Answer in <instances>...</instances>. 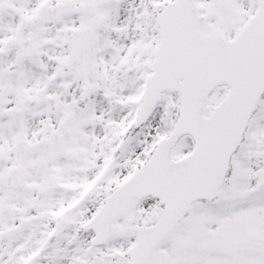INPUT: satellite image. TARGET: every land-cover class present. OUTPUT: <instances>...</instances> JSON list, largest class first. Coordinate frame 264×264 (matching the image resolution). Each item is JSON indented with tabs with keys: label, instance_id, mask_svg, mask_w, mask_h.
Returning a JSON list of instances; mask_svg holds the SVG:
<instances>
[{
	"label": "snow or ice",
	"instance_id": "6c2138e0",
	"mask_svg": "<svg viewBox=\"0 0 264 264\" xmlns=\"http://www.w3.org/2000/svg\"><path fill=\"white\" fill-rule=\"evenodd\" d=\"M0 264H264V0H0Z\"/></svg>",
	"mask_w": 264,
	"mask_h": 264
}]
</instances>
